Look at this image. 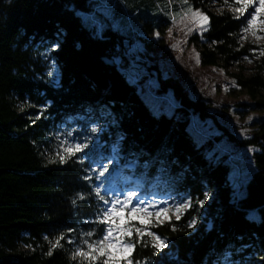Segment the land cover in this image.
<instances>
[{"label":"trees","instance_id":"1","mask_svg":"<svg viewBox=\"0 0 264 264\" xmlns=\"http://www.w3.org/2000/svg\"><path fill=\"white\" fill-rule=\"evenodd\" d=\"M224 1L187 0L209 18L202 42L190 39L206 66L239 63L255 48L239 42L242 19L211 11ZM92 11V0H0V264H79L71 258V246L96 227L91 223L99 203L93 161L107 157L109 147L118 149V172L141 184L145 193L190 198L192 204L179 220L153 229L165 242L155 256L150 246L138 243L130 259L225 264L227 253V264H264V133L238 141L202 101L188 99L170 81L161 84L173 91L178 106L169 114L155 113L137 85L128 83L115 64L103 62L113 60L124 38L110 27L96 33L82 19ZM53 45L58 46L51 54L60 73L57 87L44 80L39 59V52ZM233 78L264 107V56L254 61L250 76ZM193 116L212 121L220 135L194 138ZM93 126L107 129L100 136L104 148L98 152L89 146L88 155L81 152L63 164L51 160L48 153L63 130L83 141ZM222 138L259 148L252 155L255 172L237 200L227 159L215 150ZM205 191L215 199L206 207L208 223L192 231L187 225ZM61 235L59 246L47 255Z\"/></svg>","mask_w":264,"mask_h":264},{"label":"rangeland","instance_id":"2","mask_svg":"<svg viewBox=\"0 0 264 264\" xmlns=\"http://www.w3.org/2000/svg\"><path fill=\"white\" fill-rule=\"evenodd\" d=\"M92 4V13L82 14V19L85 21L87 18L85 22L98 34L103 28L110 27L123 36V43L117 46L113 61L119 71L124 74L127 82L138 86L140 95L155 113L169 114L178 106V100L173 91L161 84L162 81H170L177 83L188 99L202 101L218 124L238 141L251 139L259 132L264 133V107H260L259 102L251 100L246 91L236 85L233 78V75L237 73L250 76L253 73L254 61L262 57L259 53L260 47L264 44V32H258L257 35L261 39L256 40L251 33L242 31L245 18L255 10L254 7H250L239 16V19L243 20L239 42L241 45L251 44L255 47L252 56L247 60L243 58L239 63L221 67L206 66L200 62L198 48L190 39L197 36V43L200 44L201 35L205 31L199 30V26L192 24L190 13L185 15L189 7L187 0H92ZM258 4L259 0H254V6ZM232 6L233 2L225 4L224 1L213 5L211 11L218 13L225 10L236 17L238 14L232 11ZM172 17H175V22ZM143 24H147L146 28H143ZM189 28H192V31H188ZM57 49L58 46L53 45L39 52L40 64L44 69L43 78L54 87L59 84L60 73L51 54ZM261 97L264 98V94ZM99 128L101 130L96 134H91L90 131L85 133L90 137L89 146L98 152L105 147L104 139L100 136L107 134L106 128ZM190 132L194 138L199 139L217 137L221 133L212 121H202L195 116L191 119ZM64 140L72 143L83 142L69 130H63L56 140L55 147L48 153L51 160L59 161L57 152L61 141ZM109 149L108 156L101 160L102 163H108L107 158L114 157L112 163L108 164V172L105 173V176L111 173L109 186L114 191L131 187L124 180L131 177L120 174L117 170L120 164L115 148L109 147ZM215 150L227 159L228 181L233 190L234 200H237L243 195L248 181L255 172L252 155L258 153L259 148L238 146L222 138L215 144ZM93 166L96 179L100 169L95 163ZM96 181L98 185L100 181L97 179ZM101 190L103 192V186ZM141 194L150 200H155L158 207H170L182 199L161 196L155 192L145 193L143 187ZM208 194L207 200H204V197L202 199L203 207L198 204L194 208L196 223L191 227L192 231L208 223L206 207L215 201L213 192ZM108 196L110 198L111 193ZM164 200H167V205L161 203ZM190 209L192 208L189 207L187 211ZM187 211L183 212L180 218ZM170 221H177V219L175 216H170L169 220L154 224L150 230L154 233L153 229L157 225ZM134 223L140 224V221L136 220ZM80 242L71 246L72 259L73 250ZM27 250L26 247L20 248V251ZM75 260L79 261V258Z\"/></svg>","mask_w":264,"mask_h":264},{"label":"snow or ice","instance_id":"3","mask_svg":"<svg viewBox=\"0 0 264 264\" xmlns=\"http://www.w3.org/2000/svg\"><path fill=\"white\" fill-rule=\"evenodd\" d=\"M225 4H228V0H225ZM250 7H254L255 10L245 18V26L242 31L251 33L256 40H260L261 37L257 33L264 32V0H259L258 6H254V0H233L232 11L238 14L235 18H239ZM189 13L191 14L192 24L199 26V30L206 31L208 16L199 10L193 11L190 6L185 15L187 16ZM172 19L175 22V17H172ZM188 31H192V28H189ZM259 54L264 56V50H261ZM244 59L247 60L248 58L245 57ZM100 130V128L93 126L89 131L91 134H96ZM89 141L90 137L87 135L84 136L83 142L61 141L57 152L59 162L63 164L68 159L76 157L78 153L85 152L89 148ZM114 151L118 155V149H114ZM85 155H88V153L85 152ZM107 159L108 163H102L101 160L93 161L100 169L96 177L100 183L93 190L99 202L95 218L91 221L96 227L83 234L84 238L73 250V259L79 258V264H140L139 261L129 258L130 253L138 243L143 247L150 246L153 256L165 246V242L153 233L150 227L154 224H160L164 220H169L170 216H175L179 220L182 213L192 206L191 200L190 198H182L170 207H158L155 200H150L141 194L142 185L131 178H124L125 183L130 184L131 187L114 191L109 186L111 173L109 176H105V173L108 172V164L112 163L114 157L110 156ZM80 162H82V158ZM102 186L103 192L101 190ZM109 193H111L110 198ZM208 195V192L205 191L204 200L208 199ZM78 198L85 199L83 195L79 194ZM161 203L167 205L168 202L164 200ZM197 203L203 207L204 201L198 200ZM73 204H76L75 200H73ZM136 220H139L140 224L134 223ZM195 223V218H192L187 226L191 228ZM101 225L103 227H99ZM173 231H175V228H173ZM97 232H99L98 235ZM63 238V235H61L55 243L50 244L47 255H52V250L59 246L60 240ZM68 243L72 244L74 242L69 240ZM227 256L228 254L225 253V264H227Z\"/></svg>","mask_w":264,"mask_h":264},{"label":"water","instance_id":"4","mask_svg":"<svg viewBox=\"0 0 264 264\" xmlns=\"http://www.w3.org/2000/svg\"><path fill=\"white\" fill-rule=\"evenodd\" d=\"M103 62L106 64V65H109V66H112L114 65V61L113 60H108L106 58H103Z\"/></svg>","mask_w":264,"mask_h":264}]
</instances>
